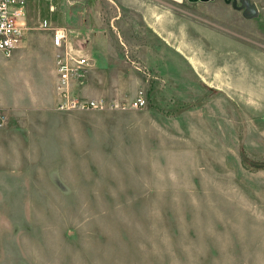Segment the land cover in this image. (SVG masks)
<instances>
[{"label":"rangeland","instance_id":"rangeland-1","mask_svg":"<svg viewBox=\"0 0 264 264\" xmlns=\"http://www.w3.org/2000/svg\"><path fill=\"white\" fill-rule=\"evenodd\" d=\"M250 1L256 18L225 0H28L23 45L0 54V264H264ZM45 18L92 58L72 92L103 109L57 108Z\"/></svg>","mask_w":264,"mask_h":264},{"label":"built area","instance_id":"built-area-1","mask_svg":"<svg viewBox=\"0 0 264 264\" xmlns=\"http://www.w3.org/2000/svg\"><path fill=\"white\" fill-rule=\"evenodd\" d=\"M28 0H0V54L11 58L23 45L30 27L27 23ZM50 11L55 10L50 5ZM41 30L51 32L52 46L57 50L55 72L57 108L61 111L73 109H103L102 100L87 99L72 92V84L78 77H83L93 67L92 58L83 49L76 48L72 42V32L65 26L53 27L48 19L40 22ZM146 101L139 98L131 103L133 108L142 107Z\"/></svg>","mask_w":264,"mask_h":264},{"label":"water","instance_id":"water-1","mask_svg":"<svg viewBox=\"0 0 264 264\" xmlns=\"http://www.w3.org/2000/svg\"><path fill=\"white\" fill-rule=\"evenodd\" d=\"M190 2H209L213 0H189ZM226 3H229L232 5L234 9L242 10L243 16L245 18H256L259 16V11L257 9V6L253 4L250 0H240V5H238L237 0H225Z\"/></svg>","mask_w":264,"mask_h":264},{"label":"crops","instance_id":"crops-1","mask_svg":"<svg viewBox=\"0 0 264 264\" xmlns=\"http://www.w3.org/2000/svg\"><path fill=\"white\" fill-rule=\"evenodd\" d=\"M2 55V54H1Z\"/></svg>","mask_w":264,"mask_h":264}]
</instances>
